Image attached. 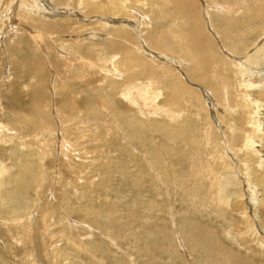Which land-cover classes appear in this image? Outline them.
Returning <instances> with one entry per match:
<instances>
[{
    "label": "rangeland",
    "instance_id": "1",
    "mask_svg": "<svg viewBox=\"0 0 264 264\" xmlns=\"http://www.w3.org/2000/svg\"><path fill=\"white\" fill-rule=\"evenodd\" d=\"M119 1L0 0V264H264V0Z\"/></svg>",
    "mask_w": 264,
    "mask_h": 264
},
{
    "label": "bare ground",
    "instance_id": "2",
    "mask_svg": "<svg viewBox=\"0 0 264 264\" xmlns=\"http://www.w3.org/2000/svg\"><path fill=\"white\" fill-rule=\"evenodd\" d=\"M116 1H119V0H115V2H116ZM140 1H141V0H140ZM144 1H145V0H144ZM150 1H151V0H149V5H150L151 3H154V2H155L154 0H153V2H150ZM167 1H168V0H167ZM199 1H200V0H199ZM56 2H57V1H56ZM94 2H95V1H94ZM115 2H114V3H115ZM119 2H120V1H119ZM123 2H124V1H123ZM123 2H122L121 5H123ZM146 2H147V1H146ZM168 2H169V1H168ZM1 3H2V2H1ZM90 3H91V5H92V2H90ZM90 3H88V4H90ZM169 3H170V2H169ZM56 4H57V3H56ZM86 4H87V3H86ZM88 4H87V5H88ZM98 4H99V3H98ZM115 4H116V3H115ZM115 4H113V6H114ZM143 4H144V3H143ZM155 4H156V3H155ZM91 5H88V6H91ZM94 5H95V4H94ZM118 5H119V4H118ZM118 5H117V7H118ZM121 5H119V6H121ZM146 5H148V4H146ZM195 5H196V4H195L192 0H178V6H180V7H182V8H185V9L188 10V11H189V9H193L192 7H195ZM19 6H21V5H19ZM66 6H67V5H66ZM105 6H106V4H105ZM110 6H111V4H110ZM174 6H175V5H174ZM4 7H5V6H4ZM78 7H80V6H78ZM86 7H87V6H86ZM86 7H85V8H86ZM101 7H102V6H101ZM103 7H104V6H103ZM106 7H107V6H106ZM117 7H116V5H115V8H114V9H116ZM126 7H127V6H126ZM107 8H108V7H107ZM110 8H111V7H110ZM110 8H109V10H111ZM118 8H119V7H118ZM118 8H117V9H118ZM121 8H122V7H121ZM121 8H120V9H121ZM171 8H172V6H171ZM218 8H219V7H218ZM66 9H67V8H66ZM117 9H116V10H117ZM60 10H61V9H60ZM85 10H86V9H85ZM90 10H92V9H90ZM121 10H122V9H121ZM86 11H87V10H86ZM112 11H114V10L112 9ZM123 11H124V10H123ZM128 11H129V10H128ZM87 12H88V11H87ZM118 12H119V11H118ZM118 12H115V13H118ZM126 12H127V11H126ZM130 12H131V11H130ZM186 12H187V11H186ZM91 13H92V12H91ZM94 13H95V12H94ZM122 13H123V12H122ZM133 13H134V11H133ZM85 14H86V13H85ZM124 14H125V12H124ZM127 14L129 15L130 13H127ZM131 14H132V13H131ZM162 14H163V13H162ZM125 15H126V14H125ZM164 15H165V14H163V16H164ZM168 16H169V15H168ZM35 17H36V16H35ZM161 17H162V16H161ZM166 17H167V16H166ZM144 19H145V18H144ZM145 20H146V19H145ZM43 23H45V22H43ZM199 24H200V23H199ZM154 30H155V29H154ZM173 31H174V30H173ZM175 31H176V30H175ZM31 32H32V30H31ZM121 32L123 33V31H121ZM127 32H128V31H127ZM127 32H126V33H127ZM202 32H203V31H202ZM35 33H36V32H35ZM124 33H125V32H124ZM126 33H125V34H126ZM150 33H151V32H150ZM154 33H156V32H154ZM170 33H171V32H170ZM170 33H169V34H170ZM205 33H206V32H205ZM112 34H114V33H112ZM118 34H119V33H118ZM125 34H123V35L125 36ZM162 34H163V32H162ZM30 35H31V34H30ZM98 35H99V34H98ZM126 35H127V34H126ZM136 35H137V34H136ZM158 35H159V34H158ZM158 35H156V36H158ZM164 35H165V34H164ZM171 35H172V34H171ZM179 35H180V34H179ZM198 35H200V34H198ZM113 36H118V35H113ZM130 36H131V35H130ZM173 36H174V32H173ZM180 36H182V35H180ZM158 37H160V36H158ZM158 37H157V38H158ZM183 37H184V36H183ZM196 37H197V36H196V34H195V38H196ZM121 38H122V37H121ZM166 38H167V36H166ZM187 38H188V37H187ZM193 38H194V37H193ZM198 38H200V36H199ZM202 38H203V36H202ZM202 38H201V39H202ZM182 39H183V38H182ZM190 39H191V38H190ZM119 40H120V39H119ZM161 40H162V38H161ZM195 40H196V39H195ZM197 40H199V39H197ZM97 41H98V40H97ZM165 41H166V39H165ZM165 41H163V42H165ZM176 41H177V40H176ZM179 41H180V40H179ZM179 41H178V42H179ZM37 42H38V41H37ZM163 42H162V43H163ZM172 42H174V41H172ZM189 42H190V41H189ZM189 42H188V43H189ZM192 42H193V41H192ZM121 43H122V42H121ZM145 43H146V42H145ZM174 43H175V42H174ZM174 43H173V44H174ZM111 44H112V43H111ZM118 44H120V43H118ZM175 44H176V43H175ZM185 44H186V43H185ZM191 44H193V43H191ZM115 45H116V44H115ZM121 45H122V44H121ZM149 45H150V43H149ZM165 45H166V43H165ZM176 45H177V44H176ZM196 45H197V44H196ZM81 46H82V45H81ZM122 46H123V45H122ZM124 46H125V44H124ZM124 46H123V47H124ZM166 46H168V45H166ZM178 46H180L179 43H178ZM194 46H195V45H194ZM194 46H193V47H194ZM113 47H114V46H113ZM125 47L127 48V46H125ZM151 47H152V46H151ZM170 47H171V46H170ZM184 47L187 48V47L184 46V44H183V46H182L183 51H184ZM202 47H203V46H202ZM107 48H108V45H107ZM152 48H153V47H152ZM123 49H124V48H123ZM198 49H199V48H198ZM203 49H204V47H203ZM108 50H109V49H108ZM108 50H107V51H108ZM115 50H116V49L114 48V51H115ZM138 50H139V49H138ZM185 50H186V49H185ZM194 50H195V49H194ZM209 50H210V49H209ZM42 51H43V49H42ZM109 51H111V50H109ZM201 51H203L202 48H201ZM103 52H104V51H103ZM105 52H106V51H105ZM185 52H186V53L183 52L182 54H187V53H189V52H191V51L188 52V50H186ZM211 52H212V49H211ZM192 53H193V52H192ZM192 53H190V54H192ZM195 53H196V51H195ZM204 53H205V52H204ZM215 53H216V52H215ZM106 54H107V53H106ZM220 54H221V53H220ZM196 55H198V53H197ZM206 55H207V54H206ZM104 56H105V55H104ZM112 56H113V55H112ZM177 56H178V55H177ZM192 58H193V57H192ZM195 58H196V57H195ZM197 58H198V57H197ZM201 58H202V57H201ZM201 58H200V59H201ZM48 59H49V58H48ZM178 59H179V58H178ZM178 59H177V60H178ZM200 59H199V60H200ZM110 60H111V59H110ZM114 60H115V59H114ZM192 60H193V59H192ZM195 60H196V59H195ZM206 60H208V59H206ZM206 60H205L204 62H202V61H203V60H202V61H201L202 63H201V62H200V63H201L202 65L205 63V64H206V68H207V67L210 65V62H211V61L208 62V63H209V65H208V64L206 63ZM197 61H198V60H197ZM189 62H190V61H189ZM213 62H214V61H213ZM111 63H112V62H111ZM197 63H198V62H197ZM214 63H215V62H214ZM194 64H195V63H194ZM201 64H200V65H201ZM205 64H204V66H205ZM211 64H212V63H211ZM190 65H191V64H190ZM198 65H199V64H198ZM198 65L195 64V66H198ZM207 65H208V66H207ZM212 65H213V64H212ZM112 66H113V64H112ZM204 66H203V68H204ZM189 68H190V66H189ZM195 69H196V68H195ZM195 69H194V71L199 70V68L196 69V70H195ZM201 69H202V67H201ZM189 70H191V69H189ZM192 70H193V68H192ZM114 71H115V70H114ZM190 72H191V71H190ZM200 72H201V71H200ZM200 72H199V73H200ZM205 79H206V78H205ZM122 80H123V79H122ZM205 81H206V80H205ZM205 81H204V82H205ZM208 83H209V82H208ZM205 85H208V84H205ZM149 86H150V85H149ZM133 89H134V88H133ZM135 90H137V89H135ZM139 93H140V92H139ZM127 94H128V93H127ZM226 104H227V103H226ZM261 112H262V111H261ZM171 115H172V114H171ZM254 119H255V118H254ZM254 119H253V121H254ZM250 120H251V119H250ZM251 122H252V121H251ZM221 123H222V122H221ZM9 124H10V123H9ZM247 124H248V123H247ZM64 125H65V124H64ZM248 125H249V124H248ZM258 126H259V123H258V122L256 123V122L254 121L252 124L250 123V127L252 128V130H251V135L253 134V131L257 132V130H258ZM1 128H2V127H1ZM65 128H66V127H65ZM61 129H62V128H61ZM260 129H261V128H260ZM1 132H2V131H1ZM249 134H250V133H249ZM249 134L246 135V138H245L246 141H245V143H247V146H246V144H245L246 148H245V147H244V148H245V151H248V153L250 152V153L252 154V153H255V152H254L252 149H249L251 146L249 145L248 142H249V141H253L252 138L249 136ZM256 137H257V136H256ZM223 140H224V139H223ZM248 145H249L250 147H249ZM251 145H252V143H251ZM247 147H248V148H247ZM251 150H252V151H251ZM57 153H58V152H57ZM255 154H256V153H255ZM56 161H57V160H56ZM20 165H21V164H20ZM26 165H27V164H26ZM145 166H146V165H145ZM24 167H25V166H24ZM258 168H259V167H258ZM24 170H25V169H24ZM29 170H30V169H29ZM212 174H213V173H212ZM140 175H141V174H140ZM214 177H215V176H214ZM218 177H219V176H218ZM218 177H217V178H218ZM25 181H26V180H25ZM209 184H210V183H209ZM213 186H214V185H213ZM216 189H217V188H216ZM14 193H15V192H14ZM14 193H13V195H14ZM218 197H219V196H218ZM65 208H66V207H65ZM204 227H205V226H204ZM207 228H208V227H207ZM198 231H199V230H198ZM207 233H208V232H207ZM199 234L204 235L203 233H199ZM197 236H198V235H197ZM200 236H201V235H200ZM201 238H202V237H201ZM204 238H205V237H203V239H204ZM146 247H148V246H146ZM150 247H151V246H150Z\"/></svg>",
    "mask_w": 264,
    "mask_h": 264
}]
</instances>
